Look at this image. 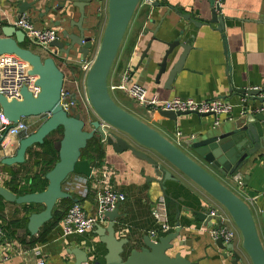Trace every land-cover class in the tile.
I'll use <instances>...</instances> for the list:
<instances>
[{"label":"crops","instance_id":"obj_1","mask_svg":"<svg viewBox=\"0 0 264 264\" xmlns=\"http://www.w3.org/2000/svg\"><path fill=\"white\" fill-rule=\"evenodd\" d=\"M17 1L0 0V27L14 26L15 21L22 16L19 14ZM43 2L45 3V0ZM153 3L152 6L139 4L135 10L111 66L107 79L108 86H117L123 74L128 72L132 83L145 89L147 98L155 96L160 100L179 97L197 101L216 99L229 101L233 106L232 119H221L220 124L216 126L213 116L190 114L172 122L162 118L159 111L137 105L120 91L110 92L111 97L116 105L156 130L243 200L252 212L264 248V162L261 160L264 150L259 151L253 157V161L236 174L240 176L241 184L238 185L233 176L223 177L208 168L195 158L184 144L185 141L197 138L210 129L220 131L231 129L234 123L243 117L241 115L243 111L247 108L250 112L255 111L258 106V102L253 100L242 102L244 95L242 91L250 88L264 91V25L260 23L264 21V0H224L221 12L216 13L223 18L222 32L217 30L218 24L210 23L212 16L210 0H154ZM68 4L65 0H54L53 8L62 9L49 12L43 19H38L36 13L24 15L31 23L38 24V29L42 27L55 29L58 38L60 28L55 27L53 22L61 20L63 9L69 11L65 28L70 29V32L75 30L69 26V22L77 21L78 12ZM85 14L83 28L86 35L91 36L93 43L89 55L80 62L83 88L86 74L82 66L92 63L96 56L107 21V0H93L92 5L85 8ZM184 14H190L192 18L205 23L196 27L182 19L181 15ZM34 19L38 20L35 22ZM176 40L190 46L191 49L183 70L177 75L171 89L167 90L164 88L166 77H162L159 83L154 80L156 63L151 62V70H147V65L151 59L159 62L160 57L155 54L165 50L166 43ZM20 46L42 58L51 56V52L31 45L26 38ZM145 51L146 55L142 59ZM180 52L181 49L178 54ZM58 60L55 62L64 73L65 88L75 93L71 78L79 61L77 58L73 59L71 65L65 66ZM78 95L80 101L82 95L80 93ZM44 121L45 119L41 118L26 120L30 127L33 126L31 133ZM262 125L264 127V123ZM8 137L5 140L6 144L14 145L20 139L13 136V140H9ZM15 147L16 145L9 150H2L0 146V160L6 156H13ZM41 151L40 147L28 150L25 162L21 165L8 167L0 164V186L18 196L19 191L33 181H38L39 186L48 172V166L41 163L37 165L33 156ZM145 153L157 161L161 160L151 151ZM89 158L94 167L102 163L111 167L113 171L111 185L115 191L125 196V201L117 207L118 217L115 219L116 237L128 240L125 254L132 249L140 250L145 236L152 241L163 236L151 214L156 201L163 197L166 201L168 222L172 227L171 232L176 224L180 227L178 241H175V248L170 255L178 252L191 264H251L242 249L241 235L226 210L175 168L165 164V168L175 180H166L159 185L152 179L155 176L151 166L129 151L116 153L111 147L102 144L101 155L92 152L90 156L82 159ZM63 189L71 196L73 203L79 204L88 215L96 214L97 205L88 178L72 175ZM65 208L66 205L60 201L55 206L59 214ZM40 210L41 206L16 205L0 198V229L4 240L10 242L16 250V253H13L2 249L0 264H36V250L41 253L46 264H72L73 258L67 251L73 248L84 250L91 260L102 263L105 247L94 234L95 228L84 235L64 237L60 221L46 234L44 242L33 244V239L41 233L42 227L37 235L31 236L26 228L27 217ZM212 210L226 218L225 225L235 233L231 243H222L224 249L211 240L208 233L211 226L204 225L194 215L197 212ZM215 222V219L211 220V224ZM107 223L106 219L105 223L99 226L105 227ZM151 232L155 233V237H150ZM177 242H182L183 245L178 246ZM228 246H232V249ZM235 253L239 256V262L234 259Z\"/></svg>","mask_w":264,"mask_h":264},{"label":"water","instance_id":"obj_2","mask_svg":"<svg viewBox=\"0 0 264 264\" xmlns=\"http://www.w3.org/2000/svg\"><path fill=\"white\" fill-rule=\"evenodd\" d=\"M43 1L18 0L16 4L19 14L36 13L38 19H43L49 12L62 9L53 8L54 0H45V3ZM65 1L69 3L70 8L78 12L77 21L69 22V26L76 31L70 32V29L65 28L69 11L63 9L61 20L53 22L55 27L60 28V36L50 44V57L42 58L31 50L21 47L20 44L25 40L23 31L10 25L0 27V57L15 56L25 62L30 68L28 74L36 78L34 86L38 88L35 94L29 92L26 87L21 88L20 100H7L0 95L3 116L13 124L24 119L45 118V121L33 133L21 138L17 144L3 146L0 141L2 150H9L16 145L14 155L2 158L1 164L8 167L23 164L28 150L35 145H42L51 133L59 128L62 129L61 139L54 144L58 160L44 176L47 181L44 191L18 196L0 186V198L16 205L41 206L40 212L32 213L27 217L28 233L31 236L37 235L39 229L52 219V212L57 202L71 199V196L63 189L69 178L72 175L90 177L92 162L89 159H82L81 152L87 147L89 141L95 139L101 146L105 144L116 153L129 151L136 158L148 163L154 172L155 177L152 179L159 185L166 180H175L165 168V164L178 170L226 210L241 235L242 249L249 257L251 264H264V248L249 206L180 148L116 105L111 97L107 83L108 75L140 0H107V21L84 84L87 102L95 120L89 122L86 128L84 120L69 115L63 109L61 96L64 73L55 61L59 59L65 66L71 65L70 63L76 58L82 62L89 55L93 43L91 36H87L83 28V21L86 18L85 8L90 7L93 0ZM210 3L212 5L210 23L218 24L217 30L222 32L223 18L216 15L214 0H210ZM181 17L196 27L205 23L192 18L190 14H184ZM49 21L52 22V20ZM260 23L264 25V21ZM179 49L181 52L178 54ZM190 49V46L181 44L179 40L166 43V49L155 54L160 57L159 62L151 59L147 65V70H151V62L156 63L155 82L159 83L162 77H166L164 88L171 89L177 75L183 70ZM145 55L146 51L142 59ZM242 92V94L245 93V91ZM259 93L258 91L249 92L248 100L258 102L255 111L241 117L231 129L222 131L210 129L197 138L185 141L184 144L189 152L223 177L236 175L251 163L253 157L264 150L262 125L264 97H259ZM159 115L176 122L177 118L190 114L159 111ZM208 116L212 115L202 117ZM145 151L155 153L161 160L153 159ZM194 215L204 225L209 227L212 225L209 212H197ZM117 217L118 209L116 208L105 214L108 221L105 227L95 226L94 234L98 236L99 243L105 247L102 263L91 260L84 250L73 248L67 251V254L73 258L72 264H191L178 252L170 255L175 248V241L179 238V224H176L172 232L158 237L156 241L145 236L140 250L132 249L125 254L128 240L116 237L115 219ZM177 244L183 245L182 242ZM216 244L220 248H225L221 240H217ZM228 248L232 249V246ZM234 259L239 262V256L236 253Z\"/></svg>","mask_w":264,"mask_h":264},{"label":"built area","instance_id":"obj_3","mask_svg":"<svg viewBox=\"0 0 264 264\" xmlns=\"http://www.w3.org/2000/svg\"><path fill=\"white\" fill-rule=\"evenodd\" d=\"M153 1L154 0H140L139 4L152 6L154 5ZM222 5L223 0H214L213 6L216 13L221 12ZM14 27L24 32L25 38L31 45L46 52H50V44L57 40L55 29L46 28L43 30H36L33 28L31 21L26 15H22L16 20ZM91 64L92 63L83 64L82 70L85 74H87ZM28 70H30L29 66L17 57L1 56L0 95L4 96L7 100H20V90L23 87H26L31 93H37L38 88L34 86L36 78L30 76ZM83 90L82 96L87 102L85 89L83 88ZM109 90L110 92L120 91L137 105L152 111H166L172 113L192 114L196 116L212 115L214 117V125L216 126L220 124L221 119H232L231 113L233 111V106L229 101H223L220 99L197 101L191 98L179 97H174L169 100H160L155 96L147 98L145 89L136 83H132L128 76V72L123 74V77L117 86H110ZM251 91H258L260 92L258 96L262 98L264 97L263 90L250 88L247 89L242 96V102H245L250 98L249 92ZM71 94L76 96V100L78 99V93H73L66 89L63 84L61 105L65 111H68L70 106H75V101H73V98L71 99ZM80 101L83 102L82 99ZM249 112L250 109L247 108L241 115L244 116ZM29 134H31L30 125L25 119L19 121L17 124H13L4 118L0 108V141H2L3 146L6 145L5 140L10 135L21 139ZM261 160L264 162V153L261 156ZM112 177L113 171L106 163H102L95 167L92 166L88 181L95 197L97 212L95 215H88L79 204L75 203L70 206L61 220V230L64 237L84 235L85 233L92 231L95 226L104 224L106 220L105 214L112 212L125 201V196L113 189L111 185ZM233 179L238 185L241 184L239 175H233ZM151 214L155 222L158 224L159 232L163 236L171 232L172 227L168 222L167 206L163 197H160L156 201ZM209 217L212 220H216V224L214 223L208 228L211 240L214 242L221 240L222 243L225 244L231 243L235 237V233L225 225L226 218L214 210L209 212ZM150 237H155V233L151 232ZM3 240L4 235L0 229V259L2 249H7L16 253V250H14L11 243ZM35 256L37 257L36 264H46L39 251H35Z\"/></svg>","mask_w":264,"mask_h":264},{"label":"trees","instance_id":"obj_4","mask_svg":"<svg viewBox=\"0 0 264 264\" xmlns=\"http://www.w3.org/2000/svg\"><path fill=\"white\" fill-rule=\"evenodd\" d=\"M56 133L61 135L62 134V129L59 128L56 132L51 133L45 139V141H44V143L42 145H37L38 147L42 148V151L40 153H37V154L33 155L34 158L36 159V164L37 165L38 164L40 165V163H41L42 165L48 166L47 167V171H49L53 167V165L57 162V160H58L57 151L54 148V144L57 141H59L61 138L54 139V136L56 135ZM92 152H95L96 154H98V156L101 155V144L99 143L98 140L93 139V140L89 141L88 144H87V147L81 152V157L82 158H87L88 156H90V154ZM90 159L91 158H89V160ZM37 185H38V181H33V182H31V184L28 187H26V188L24 187V189L19 191L18 194L19 195H24V194H28V193H39V192H42V191H44V189L47 186V181L44 178L43 181L39 184V186H37ZM60 203L65 204L66 208L64 210H62V212L60 214L54 208V210L52 212V219L42 227L41 233L38 234L37 238L33 239V241H32L33 244L34 243H42V242H44L46 234L54 226H56L58 224V222H60L62 220L63 216L65 215L66 210L70 206H72L74 204L71 199L60 200ZM22 206H35V205H22ZM34 213H37V212H34Z\"/></svg>","mask_w":264,"mask_h":264},{"label":"rangeland","instance_id":"obj_5","mask_svg":"<svg viewBox=\"0 0 264 264\" xmlns=\"http://www.w3.org/2000/svg\"><path fill=\"white\" fill-rule=\"evenodd\" d=\"M32 25H33V28L36 30L46 29L43 27H42V29H38L37 28L38 24L32 23ZM58 36H60V32H58ZM75 66H77V67L74 69V72H73L74 74H73V77L71 78L72 89L75 93H80L82 95L83 94V84H82V73H81L80 68H79L80 62L77 63ZM66 89H68V88L66 87ZM68 90H70V89H68ZM72 98H73V101H75V106H70L68 108V111H67L68 114L71 116H74V117H79L82 120H84L86 122V128H88L89 122L95 120V116H94L91 108L88 106V104L85 101L83 96L81 98L83 100V102L79 101V99L76 100V96H74V94H71V99ZM44 119H45L44 117L41 118V120H44ZM25 120H30V119H25ZM32 128H33V126L30 127V130ZM56 131H54V132H56ZM59 138H61V135L56 133V135L54 136V139H59ZM8 139L13 140V136L10 135L8 137ZM34 147H38V146L35 145ZM35 170L37 171V169H35Z\"/></svg>","mask_w":264,"mask_h":264}]
</instances>
